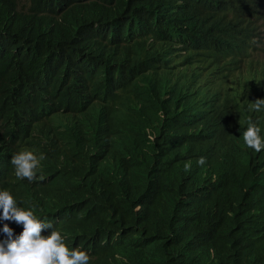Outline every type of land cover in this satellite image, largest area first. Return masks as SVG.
<instances>
[{
    "label": "trees",
    "instance_id": "16d2710c",
    "mask_svg": "<svg viewBox=\"0 0 264 264\" xmlns=\"http://www.w3.org/2000/svg\"><path fill=\"white\" fill-rule=\"evenodd\" d=\"M257 100L264 0H0V191L88 264H264Z\"/></svg>",
    "mask_w": 264,
    "mask_h": 264
},
{
    "label": "clouds",
    "instance_id": "9594fccd",
    "mask_svg": "<svg viewBox=\"0 0 264 264\" xmlns=\"http://www.w3.org/2000/svg\"><path fill=\"white\" fill-rule=\"evenodd\" d=\"M264 100H257L253 106L259 111ZM243 139L247 147L260 152L264 148L259 129L249 124L243 133ZM39 159L32 152H21L12 158L15 166V175L18 178H27L28 181L36 179ZM206 162L204 157L198 160L200 165ZM190 165H185V171ZM0 209L5 221L14 220L23 225L22 233L15 239L12 238L13 230L5 224L3 232L7 239L0 241V264H88L89 255L84 251L69 250L65 245L60 232L53 230L50 235L42 236L44 228H51V223H45L38 219L32 211L24 210L17 206L16 200L8 191H0Z\"/></svg>",
    "mask_w": 264,
    "mask_h": 264
}]
</instances>
